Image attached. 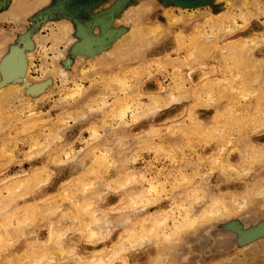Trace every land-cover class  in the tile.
Segmentation results:
<instances>
[{
  "label": "rangeland",
  "instance_id": "obj_1",
  "mask_svg": "<svg viewBox=\"0 0 264 264\" xmlns=\"http://www.w3.org/2000/svg\"><path fill=\"white\" fill-rule=\"evenodd\" d=\"M17 1L0 264H264V0Z\"/></svg>",
  "mask_w": 264,
  "mask_h": 264
},
{
  "label": "bare ground",
  "instance_id": "obj_2",
  "mask_svg": "<svg viewBox=\"0 0 264 264\" xmlns=\"http://www.w3.org/2000/svg\"><path fill=\"white\" fill-rule=\"evenodd\" d=\"M47 1V0H46ZM36 4H39V2L38 3H36ZM34 8H35V2L34 1H32V0H23V1H17L15 4H14V6H13V8H12V11H11V13H10V16L12 17V19H18V18H23V17H25V16H27L28 14H30L33 10H34ZM61 38L62 37H66L67 36V34H68V27L66 26V25H64V26H62L61 27ZM141 34V33H140ZM156 35V34H155ZM133 36V35H132ZM142 36V35H141ZM139 38V37H138ZM142 38V37H141ZM155 39V38H154ZM144 40V39H143ZM156 41V40H155ZM139 42V41H138ZM136 43V42H135ZM254 72V71H253ZM14 88H10V89H6V90H4V93H5V95H10V94H12L13 93V90ZM251 95V94H250ZM54 136V135H53ZM52 136V137H53ZM229 142V141H228ZM230 143V142H229ZM260 158V157H259ZM95 159H96V157H95ZM258 159V158H257ZM103 160H105V162L107 161L106 160V158L104 159L103 158ZM102 162V161H101ZM104 163V162H103ZM217 166V165H216ZM200 198V197H199ZM198 197H197V199H199ZM202 199V198H201ZM197 202V201H196ZM195 202V203H196ZM200 202H201V200H200ZM198 204H199V202H198ZM198 204H197V206H198ZM214 204V203H213ZM213 206V205H212ZM219 205H214V207H213V210H215V208H217ZM196 207V206H195ZM195 207H194V209H195ZM199 207V206H198ZM211 208V207H210ZM196 214V213H195ZM192 214L190 213V216H191ZM194 215V214H193ZM189 216V215H188ZM193 217V216H192ZM192 217H190V218H192ZM191 220L192 219H190V221H185V230L186 229H189V228H191L192 227V222H191ZM193 221V220H192ZM184 223V222H183ZM194 223V222H193ZM182 226H183V224H182ZM183 227V228H184ZM181 230V229H180ZM183 230V229H182Z\"/></svg>",
  "mask_w": 264,
  "mask_h": 264
}]
</instances>
